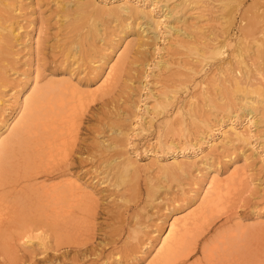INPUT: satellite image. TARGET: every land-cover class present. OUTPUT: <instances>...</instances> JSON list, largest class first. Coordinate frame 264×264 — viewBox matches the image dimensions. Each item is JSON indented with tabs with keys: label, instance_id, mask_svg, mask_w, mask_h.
<instances>
[{
	"label": "bare ground",
	"instance_id": "1",
	"mask_svg": "<svg viewBox=\"0 0 264 264\" xmlns=\"http://www.w3.org/2000/svg\"><path fill=\"white\" fill-rule=\"evenodd\" d=\"M21 1L0 0V67L6 66L9 61L10 41L15 38V33L18 32L16 31L18 25L16 19L19 18L17 12H20L24 7ZM67 1H69L67 5L72 6L70 12H68L69 17L67 19L69 18V20L65 24L67 30L64 31L65 34L56 45L59 48V55L64 57L63 61L67 60L66 64L68 60H75L78 64L81 61L83 62L81 57L78 58L77 53L81 51V48L83 50L92 34L98 33L97 25L98 21H101L99 18L105 14V16L115 18V20H117L116 17H120V19H122L121 17H139L147 20L150 23L149 29L156 34H158L156 30L160 24L164 23L165 18L169 17L168 13L163 14L164 17L157 16L154 13L155 7L148 4L142 5L141 8L137 5L134 6V4H137L134 0H119L109 4L97 0H86L87 3L83 1L85 5L81 4L79 0ZM243 1L223 0L225 20L221 27V33L212 37L209 40L211 42L195 44L196 46L192 45L194 46L192 52L197 56L196 61L194 60L195 64L190 62L187 65L184 64V66L182 64L188 72V76L190 75L192 78L202 76L196 79L197 81L194 79L193 88L197 92H202L204 99L209 102L212 101L209 98V84H212V81L209 80L212 76L207 72L210 65L217 63V61V65H221L224 55L231 49L233 51L231 54L237 58L239 63L251 70L253 67L250 68L244 55L246 51L243 52V41L246 45H249L250 41H257L259 51L264 54V0H255L254 4L251 3L243 10L244 12L241 10V18L236 23L235 15ZM63 8L62 10H69L67 7ZM82 8L88 9L89 15L85 12V15L88 16L80 14ZM83 17L85 20H83ZM42 25H36L37 38H33L35 39L33 43L29 42L31 43L28 48L30 63L23 87L16 91L12 101L5 99V91L0 90V117H2L0 119V255L2 254L4 258L3 264H26L28 261L26 259H29V264L37 263L39 259L33 258L32 255L26 257L23 254L22 256L19 251L17 252L16 245H14L17 243L13 242L14 239L16 241L17 239L23 240L22 238L25 240L33 237L34 239L35 235L33 236L31 232L36 231L44 232L42 233L44 237L41 235L42 239H51L50 236L53 235L51 241L52 243L55 242L52 245L55 248L53 251H56L52 255L53 261L61 259L65 255L64 251H60L64 245L70 247L77 257L89 253L101 259L104 258L106 252L102 250V247L99 248L95 244L97 235L94 220L97 213H100V200L94 196V190L91 192L88 185L85 187L86 185L81 183V177L94 174L93 179H105L110 186L112 183L120 186L129 182L133 186L135 185L133 195L135 198L139 193V189L135 184L136 179L144 168L157 167L166 176L168 175L169 178H174L176 181L180 179L181 174L189 176L193 172L192 169L197 170L198 173H202L203 170L207 172V169L212 167L210 161L220 162L217 158L221 156H215V153L222 147L228 148L229 145L237 147L238 144L250 146L254 133L250 124L256 125V110H260L259 112L264 111V104H262L264 102V75L259 73V76L263 75L260 78L253 74L251 76L248 73L247 79L244 74L241 75L240 71L234 69L232 58L226 62L230 64L229 69L223 62L224 66L219 65L218 73L220 77L221 74H226L223 77L225 81L235 85L233 92H242L239 99L244 101V109L247 107L250 121V124L246 126L243 125L238 113H236L234 115L237 117L235 118L236 121L239 120L238 123L233 120L226 128L213 127L215 125L210 124L209 119H207L209 117H205V115L200 117L204 113V106L199 105V100H196L197 93L191 94V99L188 98V102L179 101L180 92L183 93L189 85V82H186L187 79L174 80L176 84L173 83L167 86L157 95H151L154 100L151 105H146L145 114L138 111L140 105L134 107L136 109H133V111L126 110L129 119H135L132 123L133 126L138 125L139 127L137 129L138 136H144L150 128L153 129L151 131L153 136L150 140L148 139L150 141L148 144L154 147V152L150 153L152 155L148 158L150 161H140L138 158L141 156L138 154L132 155V151H130L129 142H127L129 134H126L127 132L122 128L124 121L116 117L118 113L121 114L122 112L116 107L117 112L115 113L112 106H106L105 102L109 94L112 98L113 92L119 88H116L117 85L120 86L118 83L125 76L123 74L128 69L125 65V62H127L125 58L128 55L127 52L129 53V46H123L122 50L115 53L116 56L111 53L108 55V52L103 53L102 60H98L101 64H98L99 68L107 63L109 56L111 58V55H113L116 58L109 65L108 70L105 69V76L95 89L88 90L87 87L84 89L80 82L82 78L75 81L70 74H68L70 76L68 80H54V82L52 79L56 77L53 76L52 78L50 76L51 80L47 78L46 81L44 76L43 80L41 79V74L44 75V73H41L43 68L40 65V59L45 56L43 52L44 36L41 34V31L44 30ZM23 28L25 27L23 26ZM59 42L60 44H58ZM178 42L180 44L179 40ZM88 57H90V54L85 59ZM191 60L193 61V58ZM3 71H5V68ZM235 71L241 76L234 74ZM231 73H233L232 78H230ZM1 76L3 74H0V89L5 84L8 85L7 80L5 84L2 82L3 78ZM258 77L259 80L254 81ZM207 81L210 82L208 85ZM186 92L189 93L188 90ZM252 92L254 95L256 92L258 97L251 96L250 93ZM101 100L105 101L104 103L101 102V106H99L98 102ZM102 106H105V108ZM200 106L201 111L199 110L201 109ZM263 111L262 114L264 115ZM224 119L222 122H224ZM88 123L93 126L87 127L86 124ZM197 124L202 127V130L203 127L207 129L206 134L203 132L205 136L203 133L200 135L194 132V125H196L197 130ZM214 131L220 132L221 136H217L216 139L213 138V136H216L213 134ZM89 135L92 136L91 142H88ZM137 135L136 137H138ZM182 138L186 141H182ZM204 145L208 151L203 148L200 149V146L203 147ZM197 147L201 150L200 152L194 151ZM235 147L234 149H236ZM186 149H189V152L192 149L194 154L187 155L184 152ZM168 151L180 152V155L178 156L176 153L169 156ZM215 171L217 172V170ZM205 172L204 176L202 175V180H205V176H208V174L205 175ZM148 173L150 185L147 188V197L150 200H146L148 202L145 205L161 201L157 194L162 185H159L154 179L152 180L156 175L154 172L151 174L152 172L149 169ZM246 173V168L239 169L235 166L231 174L225 179L218 173L208 176L206 186L201 188L203 192H201V189L193 191L194 194L190 196L194 202L188 206L190 208L186 207V210L183 209V211L179 210L180 212L173 213L174 216L164 232L162 231V223L159 224V222L156 223L151 232H147L149 224H146V220H141L142 213H135L134 217L128 215L131 208V200L128 199L130 195L123 192L124 195H122L128 198L126 197L127 199L124 200V210L111 216L113 219L118 220V225L113 227L112 230L110 229L111 231L107 234V236L109 235V240L106 241L107 248L112 246V249L109 252L110 254L107 253L108 258L106 259L113 257L114 253H116L115 257L118 259L126 255L128 257L130 253H134L135 256L139 257L146 256L148 253V256L145 257L148 259H146V264H264V227H262L264 222H255L253 223L255 225L250 226L241 218L235 217L238 214L236 210V213L234 211L235 203L245 188L248 178ZM187 192L182 188V194L178 196L179 199H185L182 196ZM197 199L198 203L196 204ZM136 201L137 199H134V202ZM185 203L184 201L182 205H185ZM167 208L169 207L167 206ZM160 218L162 221L163 218ZM236 218L240 220L236 221ZM130 220L135 221V224L132 225ZM86 229H91L87 235H85ZM6 236H8V243L5 241ZM37 238L39 239V237ZM45 245L49 249L52 247L48 241L45 242ZM146 247L149 249L144 252L143 249ZM24 256L26 257L25 260L23 259Z\"/></svg>",
	"mask_w": 264,
	"mask_h": 264
},
{
	"label": "rangeland",
	"instance_id": "2",
	"mask_svg": "<svg viewBox=\"0 0 264 264\" xmlns=\"http://www.w3.org/2000/svg\"><path fill=\"white\" fill-rule=\"evenodd\" d=\"M83 1L85 3H87L88 0L87 1L86 0H79V2H81V4L85 5V3ZM97 1H99L101 3L107 2L109 4L111 2L119 1V0H104V1L103 0H97ZM134 1H135V3H137V4H134V6L137 5V7H139V8H141L142 5L144 6L147 4L154 6L155 7L154 13H156L157 16H159V15L162 16L163 14L168 13L169 17L165 18L164 23L162 22V24H160V26L156 30V32H158V34L154 33L153 30L149 29L150 23H148L147 20L140 19L139 17H132V18L121 17L122 19H120V17L119 18L116 17L117 20H115V18H109L108 16H105L106 15L105 14L104 16L99 18L101 21H98V25H97V32L98 33L92 34V36L89 38V41L86 42V46L83 48V50L81 48V51L80 52L78 51L79 53H77V55H79L78 58L81 57L83 59V62L81 61V63L78 64V62L75 60H68V62L70 63V65H68L69 64L68 62L66 64L67 60L63 61L64 57H61V55H59V53H58L59 48L56 47V45H57V42L59 40H61V38L63 37V34H65L64 31L67 30V28L65 29V24L69 20V18L67 19V17H69L68 12H70V8L72 7L70 5L69 6L67 5L69 3V1H67V0H22L21 4L23 3L22 5H24V7L20 12H17V16H19V18L16 19V24H18L16 26L17 27L16 31H18V32H16L17 34L15 33L16 36H15V38H13L11 40L12 42L10 41L11 44L9 45V49H10V54L8 57L9 58V61H8L9 64L7 63L6 66L3 65V67L5 68V71H3L4 68L2 66L0 67V74L1 75L3 74V76H1V77L3 78V80H5V81L2 80V82L4 84H5L6 80L8 82L7 83L8 85H6V84L4 85V86H6L5 88L3 86V88L0 89L3 92L5 91L4 92V95H6L5 99H9L10 101H12L14 96H15L16 91L20 90L23 87L24 82L26 81V78H27L26 74L28 73V69H29L28 67H29V63H30L29 58H28V55H30L28 52L29 51L28 50L29 44L34 42L35 39H33V38H37L36 37L37 32L35 29L36 25L41 26L43 24L42 27H44L43 28L44 30H43V32L41 31V34H43V36H44V38H43L44 51L43 52L45 53L44 58L47 60H45L44 58H43L44 60L42 58L40 59V65L43 68L41 70L42 71L41 73H44V75L41 74L42 80L44 77H46V78H44L46 80L50 76L52 78H53V76H54V78L56 77L55 79H52L53 81L54 80L58 81V80H62V79L68 80L71 76L74 78L75 81L82 78L80 80V82H81L82 87L84 89H86V87L88 90L89 89H95V87L97 88V85L103 80L105 73H106V70H108L109 65L114 62V60L116 58L115 53L119 52V50H122L123 46L124 47L126 45L129 46L128 47L129 53L127 52V54L130 57L128 55L126 58L124 57L125 61H127V62H125V65H127V68L129 70L126 69V72H124L123 75H125V76H123V79H121L120 82L122 80L123 81L121 83L120 82L118 83V84H120V86L117 85L116 88H118V87L119 88L117 90L115 88L116 91L113 92L114 94H112V98H110L111 94H109L106 97L109 100L108 99H106V101L101 100L100 102H98L99 103L98 105L101 106V102L104 103V101H105L106 106H109V107L112 106V108L115 110V113L117 112V109L120 112H122L121 114L118 113V115L116 117L119 119H122L124 121L122 123V125H123L122 128L124 129V131L127 132L126 134H129L127 142H129L130 151H132V155L138 154L139 156H141L140 158H138V160H140V161H144V162L150 161L148 159L151 155L150 153L154 152L153 151L154 147H152L148 144V143H150L149 140L153 136V135H151V134H153V132L151 133V131L153 129L150 128L149 131L146 133L147 135L145 134L144 136H141V137L138 136L137 135V131H138L137 129L139 127H138V125L136 127L133 126L134 124H132V123H134L135 119L134 120L129 119V117L126 114L127 113L126 110H130V111L132 110L133 111V109H136L134 107H137L140 105V108L138 111H140V113H142V114L144 112L146 113V111H145L146 105H151L153 100H154V97L151 95H153V94L157 95L162 90L166 89L167 86L172 85L173 83L176 84V82L174 80L177 81V79H180V78L181 79H187L186 82H189L188 83L189 88L186 87L185 88L186 90H184L183 93L180 92L179 101L188 102L189 99H191V94L197 93L196 94V97H197L196 100L197 99L199 100V102H200L199 105L201 104V106H204V108H203L204 113L201 112L203 115H201V116L199 114L198 115L200 117H202L204 115H205V117H209L207 119H209L210 124L212 126L215 125L213 127L219 126L218 128H226L227 125L230 123V121L234 120V122H235L237 120V119H235L237 117L234 115L236 113H238L239 118L242 120L243 125L246 126V125L250 124V121L248 119L247 107H246V109H244V101L243 100L241 101V99H239V97L242 96L241 95L242 92H240V91H238L237 93L235 91L233 92L235 85L231 82L225 81V78H223V77H225L226 74L225 75L221 74V77H220V75L218 73V70L220 69V67H219L220 64L217 65L218 61H217V63H215V64L213 63L212 65H210V67H209L210 69L207 71L208 74H210V76H212L211 78L210 77H208V78H210L209 81L210 82L212 81V84H213V85L209 84L210 82L207 81V85L208 84L210 85V87H209V95H210L209 98L212 100L210 102L208 100L204 99L202 92H197L196 89L193 88L194 79L196 80L202 76H200L198 78H197V76H194V78H192L189 75L191 77L190 78L187 75L188 72H186V69L183 68L184 64L187 65V63H189V62L195 64L197 56L194 54V52H192V51H194V48H193L194 46L198 45L199 43L206 44L207 42H211L209 40H211L212 37H215L217 34L221 33V27L224 23L223 21L225 20L224 14H223V0H199V1L198 0H196V1L195 0H143V1L142 0H134ZM136 1H138V2H136ZM255 2H256L255 0H244L243 1V3H242L243 6L241 5L239 11L235 15V19H236L235 22L236 23L241 18L240 17L242 14L241 10L243 11L247 6L251 5V3L254 4ZM63 7L64 8L67 7L69 10L65 11V9ZM62 8L64 10H62ZM238 8H239V6H238ZM82 9L80 10V14L81 15L84 14V16H88L89 15L88 9H86V8H82ZM85 12H87L88 15H85ZM162 17H164V16H162ZM83 20H85L84 17H83ZM128 24H131V25H128ZM171 24H172V26H171ZM23 26L25 28H23ZM128 26H130V27H128ZM44 31H46V32L44 33ZM17 36H19V37H17ZM24 36H26V37H24ZM178 40L180 41V44H179V42L177 43ZM181 41H184V42H181ZM29 42H31V43H29ZM181 43H183L187 46L189 45V46L188 47L186 46L187 47L186 48ZM249 43H250L249 45H246L245 42L243 41L244 46L242 45V48L244 47L243 52L246 51V52H244V55H245L246 61L248 62V65L250 66V68L253 67L251 70H249L248 68H246L245 66H243L239 63L237 58H235L231 54L233 52L231 49L228 50L229 52L227 51L228 52L227 54L225 53L226 55H224L223 62L226 63L227 60L232 58V63H233L234 69L236 71H240L239 73L240 74L242 73L241 75L244 74V76H246V78L248 77V75H247L248 73L251 76H252V74L254 76H256V75L259 76V73H262L264 75V54L259 51L257 41L254 40V42L250 41ZM58 44H60V42ZM120 45H121V47H120ZM180 45H182L183 47ZM192 45H194V46H192ZM14 50H15V52H14ZM20 50H21V52H20ZM112 50L113 51L115 50V51L113 52ZM107 52H108V55H109V53H111L115 56L110 54L111 58L109 56L107 63L105 65H103V67L99 68V65H101L99 63V61L102 60V58L104 56L103 53H107ZM89 54H90V57L85 59V57L88 56ZM191 57L193 58V61L191 60L192 59ZM10 61H12V62H10ZM179 61H180V63H179ZM222 63H221L222 66L227 65L228 69H229L230 64L224 63V65H223ZM182 64H183V66H182ZM196 64L198 65V63H196ZM95 67H97V69H95ZM6 68H7V70H6ZM91 69L94 71L93 73L91 72L92 71ZM230 70H231V67H230ZM236 71L234 74L240 75L239 73H236ZM248 71H251V72H248ZM71 73H73L74 75ZM68 74H70V76ZM228 74H230V73H228ZM173 75H174V77H173ZM78 76H80V77H78ZM203 76H204V73H203ZM262 76H259V77L261 78ZM232 77H233V73H231L230 78H232ZM259 77L257 78V80H254V81H258ZM191 79H193V80H191ZM263 81H264V79H263ZM214 82H215V84H214ZM124 84H126V85H124ZM218 84H219V86H218ZM226 86L227 87L229 86V87L227 88ZM216 87H218V88H216ZM187 90L189 91V93L186 92ZM187 95H188V97H187ZM250 95L253 97H256V98L258 97V95H256V92H255V95L253 92L250 93ZM253 97H252V99H253ZM110 99L111 100L113 99V101H111ZM135 100L137 103L138 102L139 103L137 104L135 102ZM114 101H116V102H114ZM227 104L231 107L228 108L229 106ZM262 104H264V102ZM201 106L199 108H201ZM8 107H11V106H8ZM102 107L105 108V106H102ZM116 107H118V108L116 109ZM7 109H11V108H7ZM113 109H112V111H113ZM199 110L201 111L202 108ZM259 111L260 110H256V112H255V115L257 118V119L255 118L256 119V125L253 126V124H250V127L254 132L252 140H251L252 146L251 145L248 146V145L238 144L237 147H235V145H233V146L229 145L228 148L227 147L226 148L220 147L221 149H219L218 151L216 150L217 152L215 151L217 153V154L215 153V156H221L224 158L222 159L221 157L220 158L218 157L217 158L218 161L220 160L219 163L210 161L212 164V167H211V169H207L208 173L205 172V170H203L202 173H198L197 170L192 169L193 172H191L189 174V176L186 174H183V175L181 174L180 179L175 181L174 178H171V177L169 178L168 175L166 176V174H164L163 171L159 170L157 167H155V168L149 167L150 172H152L151 174H153V172H154V174H156L155 177L152 178V180L154 179L155 182H157L159 185H162L161 188L158 189L159 193L157 194V197L159 196V198H161V201H159V202L155 201L151 205H147V204L145 205V203L148 202L146 200H150L147 197V194H148L147 188L149 187L148 185H150V179L148 178L149 169L144 168V170H142L138 174V177L136 179L135 184L137 185V187L139 189V193H137V196L135 198L133 197L135 185L133 186L129 182H127L126 184H121L120 186H116L112 183V185H111L112 187H111L110 185H108L106 183L105 179H101V180L99 179L100 180L99 181V180H96V178H94L95 179L94 180L93 179L94 174H89L85 177H81L80 178V180L82 179L81 183L83 185H86L85 187H87V185H88V189H90L91 192H93V190H94V196L99 198V200H100L99 201L100 202L99 203V209L100 210L98 209L100 213H97V216L95 215L96 218L94 220V223L96 224L95 232L97 235L95 238L96 239L95 244L97 246H99V248L102 247V250L104 252H106V255L104 258L101 259L100 257L90 255L89 253L88 254H82V255L77 257L76 254L74 253V251H72L70 249V247H68V246L66 247L65 245L64 246L61 245L63 247H61L60 251H64L65 255L63 257H61V259L59 258V259H55L53 261L52 255L54 253H56V251H53L55 249V248H53V245L55 244V242L52 243V241H51L53 235L51 233H49L50 235H52V236L49 235L51 237V239L50 238L42 239L41 235H43L42 233H44V232L41 233V232H37V231H36L37 233L31 232V234L33 236L35 235V237H36V239L34 237L35 241H34L33 237H32V239L26 238L25 240H24V238H22L23 240L17 239L18 242L16 241V239H14L13 242L17 243V244H14V243L13 244L16 245L17 252L19 251V253H21V255L22 254L26 255V257L28 255H32L33 258L39 259L37 263L35 262L33 264H146L148 259L145 257L148 256V253L146 256H143V257L135 256L134 253H130L128 257L126 255V256L120 257L119 259L117 257H115L116 253H114L115 255H113V257L109 256L110 258L108 260L106 259V258H108L107 253L111 252V249H112V246L110 248H107L108 245L106 244V241L109 240V235L107 236V234H109L108 232H110L113 229V227L118 225V220L113 219L111 216L118 213V212H121L122 210H124V206H125L124 200L127 197V196H123L124 193H126L127 195H130L129 198L128 197L127 198L131 200L130 201L131 208L129 209L130 211L128 212V215L130 214V215H132V217H134L136 215L135 213H142L141 220H143V221L146 220L148 222V223L146 222V224H149V227L147 228V230H148L147 232H151V230H153V227L156 226L157 222H159V224L162 223L161 224L162 231L164 232L167 229V225L169 224V222L172 220V218L174 216L172 214L183 211V209L186 210V207H188L189 205H191L192 202H194V200L192 201V199H191L192 194H194L193 191H195L196 189L204 188L207 184L208 176L210 177L214 173H218V174H220V176L223 179H225V178H227V176H229L231 174V172L235 166L239 169L240 168L242 169L243 167L246 168L247 169L246 174L248 177L246 180L247 182L245 184V188L242 191V194H240L241 196H238V198H237V201H236L237 204L234 202L235 203L234 211L236 210L238 213L237 215H235V217L237 216L238 218H241V220H243L244 222L247 223V225L249 224L250 226L255 225V224H253L255 222L256 223L264 222V115L262 114L263 110L261 112H259ZM0 114H1V110H0ZM255 115H254V117H255ZM1 118L2 117H0V119ZM222 118L223 119L225 118L224 122H222V120H223ZM238 121H236V123H238ZM86 126L91 127L93 125L91 123H88V124H86ZM238 126H239V124H238ZM197 127H198L197 130H196V125H194V128H193L194 132H196L197 134L202 135L203 132L205 134L208 132V131H206L207 129L205 127H203V130H202L201 126L198 125ZM214 132L215 133H213V134L216 136L214 137L212 134L213 138L216 139L217 136L218 137L221 136V134H219L220 132H218V133L216 131H214ZM133 134H135V135H133ZM205 134H204V136H205ZM136 135L138 137H136ZM88 137H89L88 142H91L92 136L89 135ZM206 138L209 139L208 137H206ZM133 140L137 141L138 144H137V142H135ZM181 140L182 141L184 140V142L186 141V139H183V138ZM197 146H199V144H197ZM200 147H201L200 149L203 148L204 150L208 151V149L205 145L203 147L202 146H200ZM234 147L236 149H234ZM200 149L197 147V149L196 150L194 149V151L200 152L201 151ZM137 150H138V152H137ZM188 150L189 149L184 150V152H186L187 155L188 154H192V155L194 154L192 149H191V152H189L190 150L189 151ZM135 152H137V153H135ZM167 153L169 156L170 155L173 156L176 153L178 156L180 155V152H176V151H172V152L168 151ZM232 155H234V156H232ZM229 158H231V159H229ZM147 170H148V172H147ZM155 170H156V172H155ZM215 170H217V172ZM204 172H205V175L208 174V176H205L206 178H204L206 181L202 180L203 176H204ZM146 173H147V175H146ZM163 174L165 175V177ZM91 175H93V176H91ZM156 177H158V178H156ZM86 178H87V180H86ZM172 179H174V180H172ZM203 181H205V182H203ZM137 182H139V183H137ZM193 182H195V183H193ZM182 188L188 191L186 194H183V196H182V198H185V199H179V197H178V196H180V194H182ZM117 189H119L120 191ZM201 192H203V190ZM239 198H240V200H238ZM134 199L135 200L137 199V201L134 202ZM184 201L186 203H185V205H182L184 203ZM195 202L197 204L198 199ZM167 206L169 208H167ZM181 206H183V207H181ZM189 208L190 207H188V209ZM236 211H235V213H236ZM160 217L163 218L162 219L163 222L161 221ZM238 218H236L235 220L236 221L240 220ZM157 220H159V221H157ZM130 222H132L131 223L132 225L135 224V221H133V220L132 221L130 220ZM221 222H223V221H221ZM231 222H233V221H231ZM262 227H264V226H262ZM89 231H91V229L90 230L86 229L85 235H87V233H90ZM147 235L149 236V234H147ZM37 237H39V239ZM43 237H44V235H43ZM107 237H108V239H106ZM5 241H6V243H8V236H6ZM19 241H21V242H19ZM47 241H48L49 245L53 244L51 247L52 249L51 248L49 249L46 247L45 242H47ZM120 246H122V245L120 244ZM148 249L149 248L146 247L143 250H144V252H147ZM153 254H154V252H153ZM26 257L24 256L23 259L25 260ZM26 260H28L26 262V264H29V259H26ZM120 260H122V261H120ZM3 261H4V258L2 257V254H1L0 255V264L1 263L3 264ZM131 261H132V263H131Z\"/></svg>",
	"mask_w": 264,
	"mask_h": 264
}]
</instances>
